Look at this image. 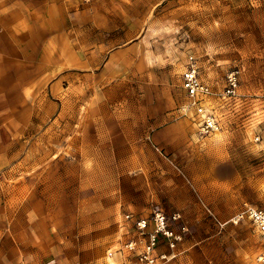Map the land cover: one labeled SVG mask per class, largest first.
I'll return each instance as SVG.
<instances>
[{
	"label": "rangeland",
	"instance_id": "374dc122",
	"mask_svg": "<svg viewBox=\"0 0 264 264\" xmlns=\"http://www.w3.org/2000/svg\"><path fill=\"white\" fill-rule=\"evenodd\" d=\"M73 2L58 27L12 12L29 28L3 80L9 97L24 82L33 109L24 131L2 120L0 264H130L123 215L153 210L188 228L164 264H264L257 230L234 222L264 207V0ZM189 56L220 122L210 135L181 87Z\"/></svg>",
	"mask_w": 264,
	"mask_h": 264
},
{
	"label": "built area",
	"instance_id": "2783aa9c",
	"mask_svg": "<svg viewBox=\"0 0 264 264\" xmlns=\"http://www.w3.org/2000/svg\"><path fill=\"white\" fill-rule=\"evenodd\" d=\"M237 85V71L231 70L226 75L221 95L234 96ZM181 87L187 98V107L193 112L198 134L205 136L219 130V119L207 105L211 89L200 78L193 56L187 58L181 72ZM240 219L248 220L257 230L263 246L257 260L264 262V207L245 206L235 215L234 222ZM121 221L131 222V228L134 230V235L123 243L120 250L127 257H132L130 264H164L176 255L188 229L178 211L166 214L161 210H153L146 215L125 213Z\"/></svg>",
	"mask_w": 264,
	"mask_h": 264
},
{
	"label": "crops",
	"instance_id": "0c3cea01",
	"mask_svg": "<svg viewBox=\"0 0 264 264\" xmlns=\"http://www.w3.org/2000/svg\"><path fill=\"white\" fill-rule=\"evenodd\" d=\"M79 1H77L78 3ZM73 0H37L32 5L29 0H0V141L2 140V133L5 132V125L3 118L10 117L11 123L16 125L19 131H24L26 124L31 121L32 107L26 106L25 96L23 94L24 87H20L22 82L20 79L16 80V87H13V93L9 97V84L3 80L4 76H11L3 67L10 59L19 61L22 59L19 54L14 53V46L20 44L21 37L25 29L29 26L26 22L19 21L18 15L13 16L12 12H38L45 19L44 26L58 27V19L56 14L59 12H66L69 5L73 4ZM33 7V8H32ZM32 17H35L32 14ZM26 20V19H25ZM31 27H33L31 25ZM25 36V34H24ZM13 48V50L11 49ZM20 70H18L19 72ZM18 72H11L12 76H17ZM17 73V74H16ZM4 98V100H3ZM17 98L18 102L12 104L11 102ZM53 120L57 121L56 118ZM52 122V119L50 120ZM52 199V197L50 198Z\"/></svg>",
	"mask_w": 264,
	"mask_h": 264
}]
</instances>
